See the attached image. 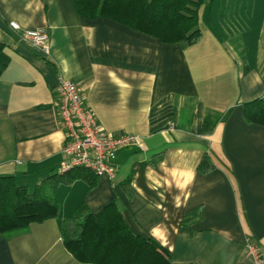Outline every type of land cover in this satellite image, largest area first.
Segmentation results:
<instances>
[{
	"label": "crops",
	"instance_id": "0c3cea01",
	"mask_svg": "<svg viewBox=\"0 0 264 264\" xmlns=\"http://www.w3.org/2000/svg\"><path fill=\"white\" fill-rule=\"evenodd\" d=\"M206 12L202 39L182 49L81 18L73 0H0L10 59L0 78V177L32 189L59 174L61 79L79 84L107 133L142 139L119 152L114 178L60 186L58 219L0 235V264H83L65 247L61 223L82 204L98 213L113 202L172 264H253L248 245L264 259V127L244 116L245 104L264 98V7L257 21H204ZM11 22L47 33L50 54L22 41ZM208 115L217 120L211 134ZM206 155L214 168L202 172Z\"/></svg>",
	"mask_w": 264,
	"mask_h": 264
},
{
	"label": "trees",
	"instance_id": "16d2710c",
	"mask_svg": "<svg viewBox=\"0 0 264 264\" xmlns=\"http://www.w3.org/2000/svg\"><path fill=\"white\" fill-rule=\"evenodd\" d=\"M213 0H73L81 18L115 21L164 44L187 49L202 39L200 12ZM5 46L0 44V78L9 66ZM248 123L264 127V98L245 104ZM216 118L208 115L204 132L211 134ZM214 165L206 155L199 169L208 172ZM92 178V179H91ZM95 174L77 169L54 174L34 188L19 186L14 177H0V235H13L31 224L60 217L55 193L62 185L84 179L90 188ZM61 237L67 250L83 264H172V254L151 237L134 235L116 202L98 213L86 204L61 223Z\"/></svg>",
	"mask_w": 264,
	"mask_h": 264
},
{
	"label": "built area",
	"instance_id": "2783aa9c",
	"mask_svg": "<svg viewBox=\"0 0 264 264\" xmlns=\"http://www.w3.org/2000/svg\"><path fill=\"white\" fill-rule=\"evenodd\" d=\"M10 27L20 32L22 41L49 55L51 45L49 36L42 31H22L20 26L11 22ZM59 99L61 127L65 132L63 148L64 160L59 174L84 169L97 177L114 178L117 174L116 160L121 150L142 147V139L137 135L113 136L98 123L95 112L85 102L79 84L61 79L56 86ZM247 256L253 264H264L263 256L257 247L248 245Z\"/></svg>",
	"mask_w": 264,
	"mask_h": 264
},
{
	"label": "rangeland",
	"instance_id": "374dc122",
	"mask_svg": "<svg viewBox=\"0 0 264 264\" xmlns=\"http://www.w3.org/2000/svg\"><path fill=\"white\" fill-rule=\"evenodd\" d=\"M264 0H213L200 12L203 19L204 9H207L204 21H249L252 14L257 21L262 15ZM237 11H236V10Z\"/></svg>",
	"mask_w": 264,
	"mask_h": 264
}]
</instances>
